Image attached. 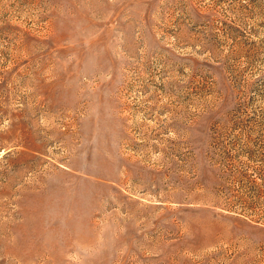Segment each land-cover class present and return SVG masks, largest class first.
Listing matches in <instances>:
<instances>
[{"label": "rangeland", "instance_id": "rangeland-1", "mask_svg": "<svg viewBox=\"0 0 264 264\" xmlns=\"http://www.w3.org/2000/svg\"><path fill=\"white\" fill-rule=\"evenodd\" d=\"M0 264H264V0H0Z\"/></svg>", "mask_w": 264, "mask_h": 264}]
</instances>
